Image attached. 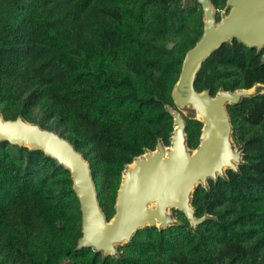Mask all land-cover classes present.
<instances>
[{"label": "trees", "instance_id": "obj_1", "mask_svg": "<svg viewBox=\"0 0 264 264\" xmlns=\"http://www.w3.org/2000/svg\"><path fill=\"white\" fill-rule=\"evenodd\" d=\"M203 32L197 0H0V113L61 130L90 162L111 219L125 165L159 139L170 145L165 105L174 106L185 56ZM256 83L264 84L261 55L234 41L204 64L196 90L214 96ZM229 113L247 164L194 196L198 217L218 221L196 231L179 214L182 226L140 231L118 261L76 251L82 213L69 172L42 152L0 144V264H264V96ZM186 121L195 149L203 126Z\"/></svg>", "mask_w": 264, "mask_h": 264}, {"label": "water", "instance_id": "obj_2", "mask_svg": "<svg viewBox=\"0 0 264 264\" xmlns=\"http://www.w3.org/2000/svg\"><path fill=\"white\" fill-rule=\"evenodd\" d=\"M197 2L203 10L204 32L185 56L171 94L174 106L165 105L174 122L170 145L159 139L155 150L146 149L125 165L111 219L101 207L91 164L84 154L56 130L29 122L22 115L7 120L0 113V144L42 152L70 173L82 213L78 252L91 249L103 261H118L120 248L131 244L140 231L164 232L182 226L179 214L196 231L208 220L218 221L208 212L198 217L195 193L199 188L210 192V183L220 179L229 182L228 172L240 174L247 164L244 148L234 140L229 107L264 96V84L236 91L221 88L213 96L211 90L198 92L196 81L204 64L234 41L255 50L264 65V0H227L222 12L211 0ZM186 120L203 126L195 149L189 146Z\"/></svg>", "mask_w": 264, "mask_h": 264}, {"label": "rangeland", "instance_id": "obj_3", "mask_svg": "<svg viewBox=\"0 0 264 264\" xmlns=\"http://www.w3.org/2000/svg\"><path fill=\"white\" fill-rule=\"evenodd\" d=\"M39 113H36V116H38ZM56 131H58L59 133H63L61 130L59 129H55Z\"/></svg>", "mask_w": 264, "mask_h": 264}, {"label": "flooded vegetation", "instance_id": "obj_4", "mask_svg": "<svg viewBox=\"0 0 264 264\" xmlns=\"http://www.w3.org/2000/svg\"><path fill=\"white\" fill-rule=\"evenodd\" d=\"M223 11V10H222ZM222 11H219V12H222ZM219 16V15H218ZM220 18V17H219Z\"/></svg>", "mask_w": 264, "mask_h": 264}]
</instances>
